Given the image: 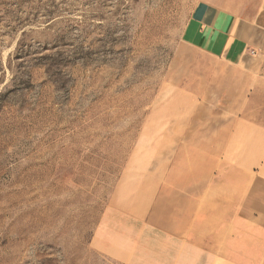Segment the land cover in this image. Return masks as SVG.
I'll return each instance as SVG.
<instances>
[{
	"label": "rangeland",
	"instance_id": "rangeland-1",
	"mask_svg": "<svg viewBox=\"0 0 264 264\" xmlns=\"http://www.w3.org/2000/svg\"><path fill=\"white\" fill-rule=\"evenodd\" d=\"M194 3L0 0V264H123L94 237L142 140L175 91L242 86L190 45Z\"/></svg>",
	"mask_w": 264,
	"mask_h": 264
},
{
	"label": "crops",
	"instance_id": "crops-1",
	"mask_svg": "<svg viewBox=\"0 0 264 264\" xmlns=\"http://www.w3.org/2000/svg\"><path fill=\"white\" fill-rule=\"evenodd\" d=\"M188 38L241 89L231 103L226 74L216 93L175 91L94 245L123 264H264V123L244 117L264 99V0H195Z\"/></svg>",
	"mask_w": 264,
	"mask_h": 264
},
{
	"label": "built area",
	"instance_id": "built-area-1",
	"mask_svg": "<svg viewBox=\"0 0 264 264\" xmlns=\"http://www.w3.org/2000/svg\"><path fill=\"white\" fill-rule=\"evenodd\" d=\"M253 54H255L254 52H252Z\"/></svg>",
	"mask_w": 264,
	"mask_h": 264
}]
</instances>
